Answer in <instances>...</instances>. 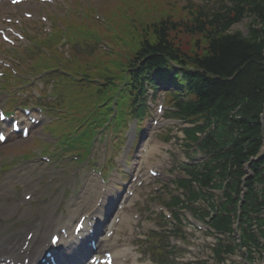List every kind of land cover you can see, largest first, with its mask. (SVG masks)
Wrapping results in <instances>:
<instances>
[{"label": "trees", "instance_id": "obj_1", "mask_svg": "<svg viewBox=\"0 0 264 264\" xmlns=\"http://www.w3.org/2000/svg\"><path fill=\"white\" fill-rule=\"evenodd\" d=\"M219 1L221 13L212 17L196 13L191 24L182 26L187 34L197 36L190 51L173 43L170 32L176 24L159 20L150 24L151 31L141 40L133 62L144 56L147 63L174 61L199 72L195 102L182 114H199L206 122L221 123L215 134L217 147L231 145L239 176L242 164L259 153L264 137V0ZM244 16L250 18L246 35L226 32ZM246 200L257 202L249 191ZM224 221L213 218L211 223L219 228Z\"/></svg>", "mask_w": 264, "mask_h": 264}, {"label": "rangeland", "instance_id": "obj_2", "mask_svg": "<svg viewBox=\"0 0 264 264\" xmlns=\"http://www.w3.org/2000/svg\"><path fill=\"white\" fill-rule=\"evenodd\" d=\"M69 6L74 7L73 4L78 3L79 6L83 8H87L89 6L90 8L94 7L95 11L103 15L107 19V24H96L95 29L97 32L101 34H107L110 32V28L112 27L115 32L119 36L125 37L127 40L130 38H133L135 34V30L138 32L139 27H135L134 24H148L154 19H167L170 22L176 23L178 20H186L183 17H185V11H183L182 8V0H65ZM74 1L76 3H74ZM35 7L36 6H32ZM96 13V14H97ZM84 17V12L83 16ZM133 18V21H130ZM135 18V19H134ZM157 19V20H159ZM53 20V19H52ZM136 20V22L134 21ZM55 22L64 25L62 27L63 30V38L66 39L68 42L70 39H74L75 42H84V38L91 36L87 35L85 32L82 31L80 33V36H83L84 38L78 37L75 35V30L72 28L71 23L66 18L59 17L55 19ZM132 22V23H130ZM247 19H244L241 23L234 25L232 30H239L241 32H245L247 27ZM133 26H132V25ZM57 28H59V25L56 24ZM175 30V29H174ZM86 34V35H85ZM56 39L58 36H60L59 33H55ZM172 38L175 40V42H178V44L181 45L182 48H187L190 42V46L195 40L194 37H189L183 33L180 32V30H176L173 34H171ZM119 42V41H117ZM127 46L116 44L113 46V59H118L117 62H120L124 60V52L126 51ZM115 61V60H114ZM131 131V128H129ZM12 147V146H11ZM10 150H12L15 146H13ZM38 147V146H37ZM151 152H150V160H148L150 163L160 160L161 157L165 155V151L168 150L167 146L165 144H160L159 140L156 139L154 141V144L152 146ZM158 149V150H157ZM172 151L176 152L177 158H180L179 153H177V150L174 146H171L170 148ZM161 152V157L160 153ZM149 163V164H150ZM65 168V167H64ZM68 172L71 171V168H67ZM66 171V168H65ZM63 171V174L65 173ZM82 173H80V176ZM67 178H63L58 175L57 180L54 182V190L51 193V200L60 197L61 198V204L64 205V199L62 198V192L66 194V198L69 199V193L70 190L74 187V181H70L69 186H65V184L68 182L66 181ZM65 181V182H64ZM64 182L65 184H63ZM50 200V201H51ZM152 211V210H151ZM149 216V214H147ZM139 230L143 233V230H147L150 226L149 219H144L143 223L140 224ZM143 229V230H142ZM139 230L136 231V233H141ZM136 234V235H137ZM144 235L142 234V237ZM189 241V240H188ZM193 242V241H191ZM168 243L171 246H175L177 249H185L188 251V246L184 243H182L180 240H177L175 238H170L168 240ZM193 249L192 252H189V254L185 255V258L182 259V261L179 259V261L185 263L187 261H190L191 259L195 258H203L202 254L199 252L200 246L199 241L194 240V246H191Z\"/></svg>", "mask_w": 264, "mask_h": 264}, {"label": "bare ground", "instance_id": "obj_3", "mask_svg": "<svg viewBox=\"0 0 264 264\" xmlns=\"http://www.w3.org/2000/svg\"><path fill=\"white\" fill-rule=\"evenodd\" d=\"M126 223H127V221H126ZM38 246V245H37Z\"/></svg>", "mask_w": 264, "mask_h": 264}]
</instances>
